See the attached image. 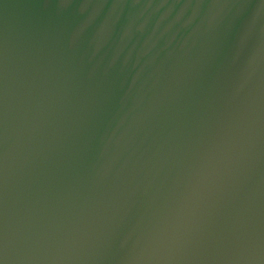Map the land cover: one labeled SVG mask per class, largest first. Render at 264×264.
I'll return each instance as SVG.
<instances>
[{
  "label": "water",
  "instance_id": "water-1",
  "mask_svg": "<svg viewBox=\"0 0 264 264\" xmlns=\"http://www.w3.org/2000/svg\"><path fill=\"white\" fill-rule=\"evenodd\" d=\"M0 264H264V0H0Z\"/></svg>",
  "mask_w": 264,
  "mask_h": 264
}]
</instances>
